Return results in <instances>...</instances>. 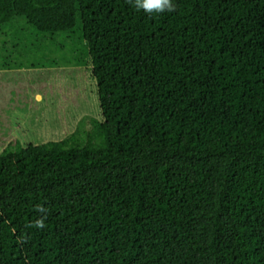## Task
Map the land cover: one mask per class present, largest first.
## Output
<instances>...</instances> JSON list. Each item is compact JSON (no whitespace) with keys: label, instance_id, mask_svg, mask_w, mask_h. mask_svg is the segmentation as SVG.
Instances as JSON below:
<instances>
[{"label":"trees","instance_id":"1","mask_svg":"<svg viewBox=\"0 0 264 264\" xmlns=\"http://www.w3.org/2000/svg\"><path fill=\"white\" fill-rule=\"evenodd\" d=\"M60 65L97 109L0 151V264H264V0H0Z\"/></svg>","mask_w":264,"mask_h":264},{"label":"rangeland","instance_id":"2","mask_svg":"<svg viewBox=\"0 0 264 264\" xmlns=\"http://www.w3.org/2000/svg\"><path fill=\"white\" fill-rule=\"evenodd\" d=\"M86 74L71 66L0 69V151L64 137L95 113ZM97 109V106H96Z\"/></svg>","mask_w":264,"mask_h":264}]
</instances>
